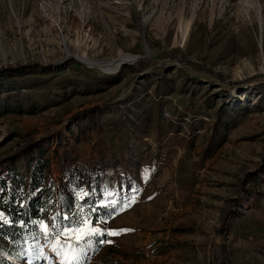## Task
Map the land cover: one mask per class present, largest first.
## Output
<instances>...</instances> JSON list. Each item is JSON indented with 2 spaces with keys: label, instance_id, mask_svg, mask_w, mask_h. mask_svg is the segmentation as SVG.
Wrapping results in <instances>:
<instances>
[{
  "label": "rangeland",
  "instance_id": "obj_1",
  "mask_svg": "<svg viewBox=\"0 0 264 264\" xmlns=\"http://www.w3.org/2000/svg\"><path fill=\"white\" fill-rule=\"evenodd\" d=\"M6 67L0 172L44 151L45 220L121 201L80 264H264V0H0ZM29 236L0 264H57Z\"/></svg>",
  "mask_w": 264,
  "mask_h": 264
},
{
  "label": "trees",
  "instance_id": "obj_2",
  "mask_svg": "<svg viewBox=\"0 0 264 264\" xmlns=\"http://www.w3.org/2000/svg\"><path fill=\"white\" fill-rule=\"evenodd\" d=\"M24 67H6L0 73L17 72ZM91 110H88V112ZM26 178L14 168V164L6 162V168L0 172V212L14 223L0 225V258L11 259L22 242L36 230V225L27 223L21 227L20 220L31 221L45 217L44 191L47 190L46 175L49 170V160L39 147L36 151L26 153ZM4 172V173H3ZM23 204V207H20Z\"/></svg>",
  "mask_w": 264,
  "mask_h": 264
},
{
  "label": "snow or ice",
  "instance_id": "obj_3",
  "mask_svg": "<svg viewBox=\"0 0 264 264\" xmlns=\"http://www.w3.org/2000/svg\"><path fill=\"white\" fill-rule=\"evenodd\" d=\"M122 189L123 186H121V190ZM130 190L134 191V189ZM80 192H82L83 195L77 193L74 196V202L85 201L87 196L90 195V193L84 189H81ZM112 195L113 193L111 192L102 194L105 199ZM132 202H134V199L130 198L128 205H125V207L130 206ZM120 203L121 201L117 200H107V202L101 200L88 212L85 211L83 204H80L78 207H75L74 211L69 210L68 212H64L63 210H58L47 220H20L19 224L21 227H24L27 223H32L36 225L37 234L42 236L44 240L51 239L52 241H56L50 244V247L54 253L60 256L57 264H80L82 254L87 252L96 237L115 236L120 234L121 231H130L105 229L100 226L107 223L104 217H97L95 221L92 219L91 213L97 212L99 208L111 206L115 209L116 205ZM23 206V204H20V207ZM10 223L14 222L10 221L4 213L0 212V225H9ZM69 241L71 242L70 245L68 244ZM98 242L110 243L111 241L100 240ZM36 250L38 255L35 259H45L43 249L37 248ZM0 255H3V253L0 252ZM45 264H47L46 259Z\"/></svg>",
  "mask_w": 264,
  "mask_h": 264
},
{
  "label": "bare ground",
  "instance_id": "obj_4",
  "mask_svg": "<svg viewBox=\"0 0 264 264\" xmlns=\"http://www.w3.org/2000/svg\"><path fill=\"white\" fill-rule=\"evenodd\" d=\"M186 33H187V28L186 26L180 30V34L177 38V42L179 43L180 46L183 45L184 43V40H185V37H186ZM129 56H126L124 54H122L121 56H118L117 58H115V60H112L106 64H103V70L105 71H114L116 69H118V67L121 65L122 62L124 61H129L131 59H127ZM83 64H86L88 65L85 61H81ZM89 67H97V68H100V66L98 65H88Z\"/></svg>",
  "mask_w": 264,
  "mask_h": 264
},
{
  "label": "water",
  "instance_id": "obj_5",
  "mask_svg": "<svg viewBox=\"0 0 264 264\" xmlns=\"http://www.w3.org/2000/svg\"><path fill=\"white\" fill-rule=\"evenodd\" d=\"M70 56H71V55H70ZM75 57H76V56H75ZM139 57H140V56H139V55H137V56H136V58H135V60H136L137 58H139ZM76 59H77V60H78V59H79V60H81V59H80V58H78V57H76Z\"/></svg>",
  "mask_w": 264,
  "mask_h": 264
}]
</instances>
